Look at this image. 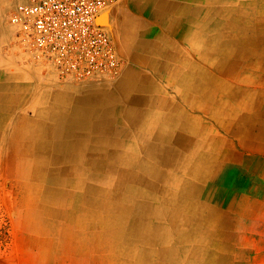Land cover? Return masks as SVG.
<instances>
[{
  "label": "crops",
  "instance_id": "obj_1",
  "mask_svg": "<svg viewBox=\"0 0 264 264\" xmlns=\"http://www.w3.org/2000/svg\"><path fill=\"white\" fill-rule=\"evenodd\" d=\"M21 1L0 0V156L19 150L28 177L50 184L39 188L44 198L64 192L68 209L84 188L97 192L110 236L126 240L138 230L140 246L125 250L136 254L135 263L216 264L219 256L206 263L202 247L215 227L226 234L234 208L217 205H230L223 198L231 178L253 153L245 122L237 125L235 94L245 90L237 78L252 76L264 61L257 16L264 1L247 0L248 10L238 11L236 0H121L109 15L125 61L120 78L80 92L56 84L17 46L10 14ZM122 188L134 199L133 213L144 217L118 213ZM171 237L196 241L195 252L186 260L173 256Z\"/></svg>",
  "mask_w": 264,
  "mask_h": 264
},
{
  "label": "rangeland",
  "instance_id": "obj_2",
  "mask_svg": "<svg viewBox=\"0 0 264 264\" xmlns=\"http://www.w3.org/2000/svg\"><path fill=\"white\" fill-rule=\"evenodd\" d=\"M120 1L114 4L109 15ZM236 2L238 11L248 10L245 8L247 0ZM257 16L264 31V8ZM108 21L109 26L106 21L101 23L106 25L111 33L112 25L109 19ZM17 46L29 55L28 58L34 66L44 72L53 73L56 84L72 86L78 92L91 85L110 84L120 78V75H102L86 81H63L49 63L36 59L20 39ZM260 64L261 69H253L252 76H240L236 81L238 89L241 86L245 88L235 94L237 125L245 122L246 145L251 147L253 153L246 158L245 167L239 168L231 178L230 195L223 198L226 199L225 202L231 199L230 205H217L222 210L229 207L234 209L228 212L230 224L222 229L226 234H219L215 227L216 230L210 235L212 242L205 243L202 247L206 263L210 257L217 254L220 259L216 264H264V61ZM252 77L263 79L253 82ZM19 113L23 115L28 113V110L18 109L16 114ZM241 115H244V120L240 118ZM17 152L19 150L14 149V155L0 156V264H138L135 263L136 254L125 252L140 246L136 237L138 230L134 234L127 232L131 237L126 240L123 235L114 238L110 236L104 214L105 204L97 192H87L84 188L80 192L81 197L75 204H70L69 209L66 206L68 201L65 198L62 200L63 197H68L63 196L64 192H58L55 195L57 199H46L45 191L41 192L39 188H47L50 184L38 177H28L26 168L19 166ZM87 183L89 184L88 181ZM87 183L84 181L85 186ZM124 190L125 188H122L120 192L122 197L116 199V204L120 207L118 213L126 218L133 215L137 218L144 217L138 211L133 213L136 207L134 199L125 198ZM70 192L75 194V189ZM204 192L206 190H203L201 201L206 200L203 198ZM51 210L62 211L52 213ZM145 217H149V214H145ZM195 244L196 241L179 242L175 237L168 240L169 250H178L172 255H179L180 260L183 256L186 260L195 252L191 250ZM157 247L160 251L161 247ZM180 251H184V254ZM144 257L141 255L142 259ZM153 264L162 263L155 259Z\"/></svg>",
  "mask_w": 264,
  "mask_h": 264
},
{
  "label": "built area",
  "instance_id": "obj_3",
  "mask_svg": "<svg viewBox=\"0 0 264 264\" xmlns=\"http://www.w3.org/2000/svg\"><path fill=\"white\" fill-rule=\"evenodd\" d=\"M118 0H22L10 22L34 57L49 63L63 81L118 76L124 60L99 16Z\"/></svg>",
  "mask_w": 264,
  "mask_h": 264
},
{
  "label": "bare ground",
  "instance_id": "obj_4",
  "mask_svg": "<svg viewBox=\"0 0 264 264\" xmlns=\"http://www.w3.org/2000/svg\"><path fill=\"white\" fill-rule=\"evenodd\" d=\"M118 3V2H117ZM158 2H156L155 4H157ZM118 5V4H117ZM157 6V5H156ZM206 9V8H205ZM111 11V10H110ZM110 11H108V12H105V13H103L101 16H99V18H98V21L99 22H101V21H106L107 22V26H109V21H108V19H109V12ZM122 11V10H121ZM160 11V10H159ZM117 17V16H116ZM115 22H116V20H115ZM113 23V22H112ZM116 25H117V23H116ZM116 25H115V27H116ZM132 26V25H131ZM130 26V27H131ZM115 27H114V29H115ZM116 29H118L117 27H116ZM115 29V30H116ZM114 30V31H115ZM113 31V30H112ZM115 33V32H114ZM117 33H118V31H117ZM116 33V34H117ZM115 35V34H114ZM135 77V76H134ZM132 78V77H131ZM122 90V89H121ZM30 157H31V155H30ZM58 157V156H57ZM63 157V156H62ZM70 162H71V160H70ZM76 163V162H75ZM83 163H84V161H83ZM67 164V163H66ZM50 165V164H49ZM64 166V165H63ZM80 168V167H79ZM70 170V169H69ZM81 171V170H80ZM39 172V171H38ZM64 175V174H63ZM66 176V175H65ZM81 176V175H80ZM82 177V176H81ZM43 179V178H42ZM61 184V183H60ZM82 184V183H81ZM69 187V186H68ZM80 188V187H79ZM51 189H52V187H51ZM73 195V194H72ZM76 199H78V198H76ZM74 200H75V198H74ZM76 201V200H75ZM109 201V200H108ZM113 204V203H112ZM114 205V204H113ZM54 213V212H53ZM108 214V213H107Z\"/></svg>",
  "mask_w": 264,
  "mask_h": 264
},
{
  "label": "water",
  "instance_id": "obj_5",
  "mask_svg": "<svg viewBox=\"0 0 264 264\" xmlns=\"http://www.w3.org/2000/svg\"><path fill=\"white\" fill-rule=\"evenodd\" d=\"M101 23V22H100ZM101 24H103V23H101ZM104 25V24H103Z\"/></svg>",
  "mask_w": 264,
  "mask_h": 264
}]
</instances>
